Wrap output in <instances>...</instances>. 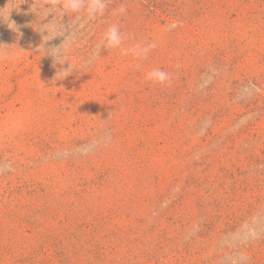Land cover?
<instances>
[{
	"label": "rangeland",
	"instance_id": "obj_1",
	"mask_svg": "<svg viewBox=\"0 0 264 264\" xmlns=\"http://www.w3.org/2000/svg\"><path fill=\"white\" fill-rule=\"evenodd\" d=\"M16 3L0 264H264V0H110L95 19ZM112 24L121 49L102 46ZM60 46L77 69L57 79ZM157 68L170 84L146 79Z\"/></svg>",
	"mask_w": 264,
	"mask_h": 264
},
{
	"label": "clouds",
	"instance_id": "obj_2",
	"mask_svg": "<svg viewBox=\"0 0 264 264\" xmlns=\"http://www.w3.org/2000/svg\"><path fill=\"white\" fill-rule=\"evenodd\" d=\"M36 2V0H35ZM110 0H43V7L38 9V13L40 16L45 18L53 16L54 13L59 12L60 14H68V13H86L89 19H95L97 17H101L105 14V11L108 8V4ZM11 5V7H9ZM20 6V4H19ZM17 7L16 0H8V3L5 7L0 8V21L7 22L8 27L17 30L16 24L11 21V13L14 9H19ZM127 9L123 5L118 9L113 11V15L124 14ZM13 25L15 27L13 28ZM47 32L48 35L54 31H56L55 26L50 23H42L41 24V32ZM47 35V36H48ZM55 36H53L54 38ZM128 37L125 33L121 32L120 26L118 24L110 25L103 35L102 46L108 49H121L122 44L125 39ZM3 46L0 45V58H3ZM156 47V44L153 42L146 46L141 44H135L130 49H123L125 54L129 52L136 58H146L149 51ZM55 56L56 61L60 65H64L66 62L68 63V67L66 69H62L57 73V79L62 75L63 78L67 77L72 73L73 70H76V65L70 63L67 59L66 53L67 49L55 48V51H52ZM146 79L149 81H153L158 84H170L171 76L168 72L162 69H153L152 71L146 74Z\"/></svg>",
	"mask_w": 264,
	"mask_h": 264
}]
</instances>
